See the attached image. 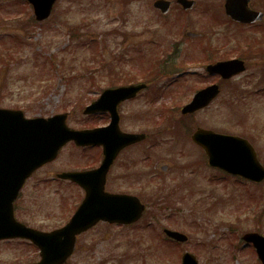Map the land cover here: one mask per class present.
I'll return each instance as SVG.
<instances>
[{"label": "rangeland", "instance_id": "rangeland-1", "mask_svg": "<svg viewBox=\"0 0 264 264\" xmlns=\"http://www.w3.org/2000/svg\"><path fill=\"white\" fill-rule=\"evenodd\" d=\"M195 1L196 6L189 13L174 6L162 17L153 8V0H60L48 22L23 31L14 17L25 11L32 14L31 10L19 5L20 0H0V54H5V49L14 51L10 36L22 37L27 32L32 36L24 39L27 44L21 49V57L0 71V105L18 107L28 117H49L67 111L71 112L69 125L90 128L103 117L82 114L88 99L97 96L95 87L79 80L85 73L107 72L113 67L117 73L122 72L120 77L141 79L151 59L162 55V49L171 48L173 42H178L180 54L193 52L184 60L185 69L175 72L160 68L159 73L148 77L149 88L141 97L121 107L122 129L141 130L149 138L146 151L140 154L134 149L127 151L120 162L127 158L139 165V159L146 154L148 180L151 161L157 163V171L160 165L169 166L165 174L162 172V182L168 187L179 185L174 195L177 201L169 210H173L170 217L164 216L157 222L143 216L130 229L99 225L79 240V249L72 256L71 264H179L175 245L160 240L158 233L164 227L188 235L189 242L182 249L194 252L200 264H260L252 247H243L241 236L253 231L258 212L264 208V182L253 186L210 170L203 165L197 146L185 136L186 129L181 123L168 132H157L170 123L181 122L179 108L194 93L190 86L201 88L218 82V77L204 72L203 46L232 47L238 39L260 36L264 30V22L253 29L227 23L221 8L223 0ZM253 1L264 10V0ZM185 24L187 27L183 30ZM72 27L76 28L75 39L71 37ZM186 31L201 33L203 38L193 40L186 36ZM261 64L263 61L259 59L247 60L244 73L222 82L223 90L213 104L187 123L184 120L192 128L199 126L246 137L264 164V66ZM62 73H67L70 79ZM46 84L50 89L40 96L41 85ZM163 86L165 89L159 93ZM153 96L156 97L151 100ZM78 99L81 101L77 104ZM166 106L179 108L173 112ZM155 140L158 143L153 146ZM76 152L71 147L65 148L38 176L47 177L48 173L65 169L66 162L77 158ZM121 171L117 166L113 172ZM51 181L49 186L38 185L37 192H31L30 188L25 191L22 205L28 207L25 218L31 225L55 227L64 220L65 205L71 206L76 200V188L60 187L58 182ZM35 183V180L30 182ZM150 193L148 188L141 194L142 199L148 202ZM262 217L264 228V210ZM148 221L152 223L148 225ZM21 249L0 246V262L6 264L18 257Z\"/></svg>", "mask_w": 264, "mask_h": 264}, {"label": "water", "instance_id": "water-1", "mask_svg": "<svg viewBox=\"0 0 264 264\" xmlns=\"http://www.w3.org/2000/svg\"><path fill=\"white\" fill-rule=\"evenodd\" d=\"M56 1L29 0L34 8L36 20L39 22L46 20L50 16ZM247 1L226 0V13L234 20L242 22L260 19L262 17L260 14L250 15L247 13ZM181 3L186 9H190L193 5L190 0H181ZM155 6L165 13L168 11L169 2L160 0L155 3ZM207 69L211 73H220L224 78H229L243 71L244 67L242 62L233 60L217 63ZM142 87L132 86L115 91H105L95 104L86 108L85 113H93L99 109L110 111L113 120L106 128L75 131L68 129L65 124L66 115L64 114L47 119H27L19 110L0 109V146H2L3 151L2 156L0 155V168L15 170L9 176L6 171H3L4 178L7 176L13 178L12 197H15L17 190L20 188L19 186L31 171L55 158L60 147L68 140H74L77 144L103 145L106 157L104 170L115 156L116 148L142 140L144 135H121L119 133L117 126L119 118L116 113V105L120 101L133 96ZM217 93V86H211L200 91L195 95L193 101L183 108L182 113H192L207 106ZM192 140L203 148L211 166L221 168L232 175L242 176L256 183H262L264 180V167L260 164L254 149L246 140L236 136L216 134L213 131L200 128L193 133ZM111 145L115 146V151H113ZM80 175L66 174L64 176L78 181L82 177ZM88 180H90V184H97V181L93 180L92 177H89ZM93 184L87 187L88 193L84 207L82 206L79 209V212L74 215L67 226L51 235L39 236L48 239L46 250H50L53 258L56 257L54 260L48 261L47 264H52L56 260L67 257L73 250L75 234L94 222L88 220L93 218H84L85 207L94 205L95 210L100 213L98 215H96L97 213L94 214L96 219L105 218L111 221L133 222L139 218L143 207L137 199L122 195L107 196L103 193L101 187L94 188ZM166 232L179 241L186 240V237L180 233ZM243 239L254 245L258 258L264 264V237L253 232L244 235ZM181 264H197V262L193 256L186 254L183 256Z\"/></svg>", "mask_w": 264, "mask_h": 264}, {"label": "flooded vegetation", "instance_id": "flooded-vegetation-1", "mask_svg": "<svg viewBox=\"0 0 264 264\" xmlns=\"http://www.w3.org/2000/svg\"><path fill=\"white\" fill-rule=\"evenodd\" d=\"M175 5L177 6L176 3H175ZM239 25L243 26V28L245 27V28H250V29H253L254 27L257 28L259 26V24H257V23H255V24H239ZM263 45H264V43H263ZM254 48H257V46ZM201 50L204 52L205 60H207V61L215 60L217 58H222L224 56L223 53L226 51V49L222 46L212 47L210 45L203 46ZM234 51H235V49H234ZM218 54H221V55H218ZM230 56H231V58L235 59V58H237L238 54L236 56H232V54H230ZM221 60H223V59H221ZM221 60H218V61H221ZM206 75L209 76V74H207V73H206ZM214 76L218 77L219 80L216 84L219 86V89L222 92V90H223L222 89V80H220V77L218 75H214ZM210 84H212V83H210ZM210 84H207V86ZM190 88L193 89L194 85L190 86ZM142 92H139L134 98H132L130 100H126V101H124L118 105V110H119V114H120V118H121L120 123H119V125H120L119 129L121 132L145 133L147 135L146 132H142L141 130L127 131V130L122 129L123 128V126H122V120L123 119H122V115H121L122 105L138 99L139 97H141ZM212 104H213V102H212ZM92 117H99V118L103 117V120H101L99 124L92 125L91 128L103 127V126L108 124L109 119H110V116L108 113H98V114L93 115ZM140 117L142 118V114L140 115ZM146 135H145V139H143L142 141H137V142H134V143L126 145V146L125 145L120 146V148H116L117 150L115 149V146L111 145L113 151L116 150L115 156H114V159L111 160L107 171L103 175L101 173L96 175V173L94 172V171L99 170L102 163L104 162L105 156H104L103 146L96 145V146L78 147L74 143L69 142L65 146V148L71 147L75 151H77L76 152L77 158L73 159V161L71 160V161L66 162L65 164H68V166L65 169H62L61 171H58V172H55L52 174L48 173L47 177L38 176V173H40L41 170L45 169V167L48 166L49 164L51 165L54 161L46 164L44 167L36 169L31 175H29V177L25 180V183L23 184L22 189L20 190L17 198L13 202V217H14V219L17 222H19V223H21V224H23L29 228L35 229L41 233H51L52 231L57 230V228H59L61 226L63 227V225H65L67 223L68 219H70L73 216V214L76 213L79 210V208L83 205V202H84L85 197H86V188H87L86 186H92V184H93V183L92 184L89 183L90 180H87L85 182V179H82V181L80 183H73V182H70L68 180L59 178L58 175L60 173H64V172H70V173L71 172H88V171L94 172V174L92 175V178H93V180L97 181V184H93L94 188L95 187L96 188L102 187L103 191L106 194H108V196L109 195L110 196H114V195L136 196L144 204H145V202L142 199L141 194L143 192H146L149 188L152 191H154V190L156 191L155 197L152 195V197L156 201L155 204L162 203V204L166 205L167 199H164L163 196L166 193L172 194L175 190V186L174 187H168L165 185L164 182H162V177H161L162 172H163V174H165L168 171L169 167H167L166 169L163 170L162 165H160V169H159L160 171H157V169H156L157 163L154 162L155 164H153V162H150L152 169L148 172L149 173V180H148L147 179V173H146V165H145V163L147 162L146 161L147 160L146 154L142 158L139 159V165L137 164V162H135V160L129 161L131 159H127V158L122 159V161L120 162L122 155L127 151H132L134 149L135 150L134 152L137 151L136 154H138V153L140 154L141 151L143 152L144 150L146 151V141L149 138ZM157 143H158V140H155L154 142H152L153 146ZM142 146H144V149H140ZM141 163H144V165H142ZM132 164H133V166H132ZM117 166H119L122 169V171L114 174L113 171L115 170V168ZM131 166H132V168H131ZM136 166H139V168L136 169ZM51 176H52V178H51ZM50 178L52 179V181ZM33 180H35L36 183L30 184V182ZM50 181L51 182H58L60 187L61 186L66 187V186L72 185V187L76 188V191H77L76 200L74 202H72L71 206L65 205L64 212L62 214L64 220H63V222L59 223L55 227L51 228L47 224L31 225L28 222V219L25 218L27 213H28V210H27L28 207H25V205H22V203L26 199V198L24 199L25 191H27L28 188H30L31 192L36 191L37 186L38 185L40 186V184H42V183H47L48 184L47 186H49ZM122 185H126V186H122ZM95 212H96V210L94 209V206L86 207L84 209V216L88 217V218L96 219L95 215H94ZM141 221L142 220H139L135 224H121V223L110 222V221L104 220L102 218H97L95 224H93L94 226L87 228L86 230H84L83 232H81L80 234H78L76 236L77 237L76 251L79 249L78 248L79 240L82 237H84L85 235L92 232V230L99 225H105L108 228L117 227V228H123V229H130V227L139 224ZM5 223L6 224L3 227L0 224V230L3 228L5 230H9L13 226H15L8 219H6ZM18 231H19L18 229H15V230H13L12 233H18ZM12 245H16V246H12ZM0 246L22 248L21 250H19L20 255L18 257H14L11 261L5 262L6 264H28V263H36L40 260V253H39L38 248L26 239L16 238V239L1 240ZM71 258L68 260V262H66L64 264H71L70 263ZM0 264H4V263L0 262Z\"/></svg>", "mask_w": 264, "mask_h": 264}, {"label": "trees", "instance_id": "trees-1", "mask_svg": "<svg viewBox=\"0 0 264 264\" xmlns=\"http://www.w3.org/2000/svg\"><path fill=\"white\" fill-rule=\"evenodd\" d=\"M29 34V32H27V35ZM18 35V34H17ZM26 35L22 36L18 35L15 38L10 39L9 41L11 42V40L13 41V46L14 47V51H10L11 49H5L7 50L6 54H0V65L3 68H7L10 67V63L12 62V60H16L19 59L21 57V49L24 48V45L27 44V42H25ZM263 229V225L260 223H256L254 230L255 231H260Z\"/></svg>", "mask_w": 264, "mask_h": 264}]
</instances>
